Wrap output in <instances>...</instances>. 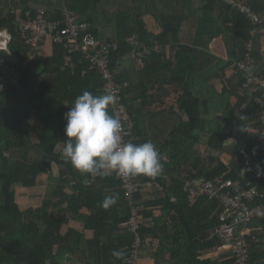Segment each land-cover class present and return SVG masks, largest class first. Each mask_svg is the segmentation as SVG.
Here are the masks:
<instances>
[{"label":"trees","instance_id":"1","mask_svg":"<svg viewBox=\"0 0 264 264\" xmlns=\"http://www.w3.org/2000/svg\"><path fill=\"white\" fill-rule=\"evenodd\" d=\"M203 1L207 3L200 10L233 24L238 53L235 66L245 59L248 43L253 39L250 53L256 60L255 73L264 77V24L258 25L256 34L251 36L252 24L235 8L224 0ZM245 1L264 15V0ZM167 6L168 1L159 0H0V29H7L12 34L8 51L0 52V79L3 82V89H0V264H61L60 257L67 249L83 264H113L114 260L115 264H130L134 238V234L123 226L130 214L121 215V208L129 204L124 198L119 176L112 172L104 177L81 175L61 156L66 139L64 114L84 91L98 95L104 90L100 73L89 69V61L80 52L71 55L75 68L63 69L65 49L49 39L32 54L18 31L17 14L25 15L27 11L45 8L60 15L68 8L80 20L90 23L89 13H108L117 8L119 12L135 15L136 32L140 41H144L147 34L144 15L151 13L163 28L153 42L166 43L169 36L178 33V28L165 21ZM92 29L96 34L93 26ZM132 49L130 45L121 44L120 50L112 54V67L115 69L119 58ZM156 55L154 52L151 67L157 64ZM7 66H13L14 70L6 71ZM237 77L244 85L243 72L237 71ZM116 78L121 85L118 74ZM122 89L126 97L127 92ZM243 91L235 95L233 104L222 117L226 126L223 127L220 119H215L216 124H210L217 127L209 133L206 145L219 156L207 166L203 178L222 174L239 182L242 188L256 187L261 191L264 155L256 150V145L260 140V116L264 105L257 104L256 99L262 98L264 87L244 86ZM247 99L250 102L242 108ZM179 104L188 120L174 132L177 136L173 151L159 152L164 165L162 175L145 180L155 181L165 190V197L159 203L162 206L156 211L169 216V234L162 237L159 254L164 255L167 251L173 254L178 247L191 264H207L209 260L200 259L203 250L222 243L217 233L222 206L218 199H209L200 193L189 196L184 190L186 179L181 178V173L206 134V118L198 108V98L187 94ZM110 114L113 115L111 109ZM240 116L245 119L241 121ZM244 125L245 131H241ZM139 131L134 128L133 134L139 135ZM230 140L234 141V146L227 150L226 141ZM130 141L145 142L134 138ZM166 155L168 160L164 158ZM112 193H118L119 200L104 210L99 206L100 202ZM135 197L139 232L145 240L155 233L159 217L153 210L158 202L141 203L139 191ZM256 202L257 217H264V196ZM254 233L259 240L251 248L250 262L253 248L264 246V231ZM113 250L124 251V257L115 259L111 255ZM232 263L231 256L229 264Z\"/></svg>","mask_w":264,"mask_h":264},{"label":"crops","instance_id":"2","mask_svg":"<svg viewBox=\"0 0 264 264\" xmlns=\"http://www.w3.org/2000/svg\"><path fill=\"white\" fill-rule=\"evenodd\" d=\"M159 1H168L165 21L178 28V33L169 36L166 43L153 42V38L159 35L163 28L151 13L144 15L147 24L144 41H140L136 32L135 15L119 12L117 8L97 18L93 16L90 23L100 41H119L133 48L119 58L115 67L122 81V88L127 92L125 100L132 133L134 128L141 130L139 135L133 134L134 137L132 135L131 139L139 142L150 139L159 152L163 150L165 153L167 149L173 151L176 146L174 137L177 136L174 132L188 120L185 111L180 109V100L187 94L192 95V98H198V108L206 118L204 125L206 134L202 137L199 148L195 151L192 148L194 152L182 170L181 178H203L207 166L219 156L206 145L209 133L217 127L215 119H220L225 127L226 121L222 117L233 104L235 95L244 92V85L237 77L238 69L235 66L238 53L234 45L233 24L222 22L211 12L200 10L207 3L203 0ZM128 15L133 18L125 28L124 22L129 18ZM108 22L113 27H109ZM134 35L135 43L132 41ZM154 52H157V64L151 67ZM222 74L224 75L221 76ZM248 102L250 99L245 101ZM212 122L215 124L210 125ZM233 146V140L226 141L227 150H232ZM164 158L168 160L167 155ZM166 177L167 180L170 179ZM139 192L142 197L141 203L149 200L158 202L153 211L162 206L159 203H162L165 197V190L154 185V182ZM139 206L143 207V204ZM128 214H131L129 205L121 208V215ZM156 214L159 218L155 233L145 238V245L140 253V264H191L178 247L174 249L173 254L168 251L164 255L159 254L161 239L169 234L167 232L169 216L162 211H156ZM250 229L253 233L264 231V217H256ZM60 259L61 264H73L74 261L76 264H83L68 249L63 252ZM200 259L209 260L207 264H229L231 251L223 246L222 241L203 250ZM251 263L264 264V246L253 248Z\"/></svg>","mask_w":264,"mask_h":264},{"label":"built area","instance_id":"3","mask_svg":"<svg viewBox=\"0 0 264 264\" xmlns=\"http://www.w3.org/2000/svg\"><path fill=\"white\" fill-rule=\"evenodd\" d=\"M224 2L249 20L252 24L251 36L256 34L258 25L264 24V15L258 13L245 0H224ZM16 24L25 45L32 54L39 51L41 44L49 39L62 45L65 49L66 60L62 66L63 69L74 68L75 62L71 55L77 52H80L89 61V69H95L100 73L104 81V89L107 88L115 94L116 103L110 109L113 116L122 123L121 135L123 139L125 142L130 141L133 133L128 108L122 86L116 78V70L112 67V54L120 50L121 43L113 40L100 41L91 24L80 20L76 13L68 8H64L60 15L45 8L27 11L25 15L18 13ZM11 41L12 34L7 29H0V52L8 51ZM132 41L136 42V35ZM252 44L253 39H250L249 51L246 53L245 59L238 62L237 69L245 76V87H264V77L255 73L256 60L250 53ZM147 52L150 53L148 50ZM5 70L10 72L14 70V67L7 66ZM1 88H3V84L0 85ZM256 103L264 105V95L262 98H257ZM245 106L246 103L242 108ZM259 135L260 140L256 145V150L264 155V111L260 116ZM261 177L264 179V166ZM119 178L124 198L131 208L129 219L123 223V226L134 234L129 263L140 264V253L145 245V240L139 232L140 223L135 195L146 185L154 182V185L159 187V184L155 181H146V177L143 175ZM184 190L189 196L200 193L209 199L220 201L222 206L221 223L217 228V233L223 241V246L231 251L232 264H252L250 262L251 248L259 238L251 231L250 225L257 217L255 205L257 199L264 196V184L261 191L256 187L245 189L240 186L239 182L221 174L209 179L202 177L186 179Z\"/></svg>","mask_w":264,"mask_h":264},{"label":"clouds","instance_id":"4","mask_svg":"<svg viewBox=\"0 0 264 264\" xmlns=\"http://www.w3.org/2000/svg\"><path fill=\"white\" fill-rule=\"evenodd\" d=\"M115 103V94L107 88L98 95L89 91L78 95L64 114L66 139L61 156L81 175L104 177L112 172L122 178L159 177L164 165L157 146L151 141L139 144L125 142L121 135V121L110 114ZM239 119L242 121L245 117L240 116ZM245 127L240 130L245 131ZM84 183L87 185L88 180L85 179ZM118 200L119 194L112 193L106 195L99 206L108 210ZM111 255L121 259L125 253L113 250Z\"/></svg>","mask_w":264,"mask_h":264},{"label":"rangeland","instance_id":"5","mask_svg":"<svg viewBox=\"0 0 264 264\" xmlns=\"http://www.w3.org/2000/svg\"><path fill=\"white\" fill-rule=\"evenodd\" d=\"M103 14H104V12H101V13L98 12V13H96V14H95V13H89V14L87 15V17H88V18H89V17L92 18V17L94 16V18H97V17H99V16H102ZM130 16H131V15H128L129 18L126 19V21L124 22V27H125V28L128 27V24H129V22H130V19L133 18V16H131V17H130ZM107 19H108V16H107ZM108 24H109V27L112 26L109 22H108ZM112 27H113V26H112ZM1 84H3L2 80H0V85H1ZM2 89H3V88H1V90H2ZM73 264H76L75 261H74Z\"/></svg>","mask_w":264,"mask_h":264}]
</instances>
